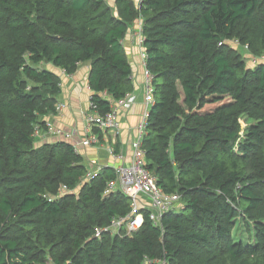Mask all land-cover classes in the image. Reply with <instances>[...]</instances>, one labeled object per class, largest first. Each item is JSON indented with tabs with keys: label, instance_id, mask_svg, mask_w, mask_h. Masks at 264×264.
Returning <instances> with one entry per match:
<instances>
[{
	"label": "trees",
	"instance_id": "trees-1",
	"mask_svg": "<svg viewBox=\"0 0 264 264\" xmlns=\"http://www.w3.org/2000/svg\"><path fill=\"white\" fill-rule=\"evenodd\" d=\"M140 19L155 89L142 148L181 206L160 226L141 210L132 236L96 237L133 211L105 194L115 170L49 201L88 167L73 145L33 135L62 94L48 65L72 76L90 63L102 115L134 93L124 40ZM244 47L264 57V0H0V264H264V63L247 66ZM241 219L252 242L235 240Z\"/></svg>",
	"mask_w": 264,
	"mask_h": 264
},
{
	"label": "built area",
	"instance_id": "built-area-1",
	"mask_svg": "<svg viewBox=\"0 0 264 264\" xmlns=\"http://www.w3.org/2000/svg\"><path fill=\"white\" fill-rule=\"evenodd\" d=\"M138 1V5L141 0ZM141 20V19H140ZM142 22V20H141ZM141 43L143 44V22L139 31ZM248 49V47H245ZM142 60L144 64V103L145 112L141 118L140 124L136 128L137 137L132 143V155L128 156L125 153H119L115 148H108L110 157L118 161L119 165H114L112 168L116 173V180L109 182L106 195L112 192L120 191L125 196L130 198L133 202L132 213L118 220H115L108 228L98 230L96 237L102 236L106 232L113 234H120L122 227L126 228V235L132 236L138 232L143 224V216L138 215L141 210H146L150 213L151 220L155 225L160 226L163 216L171 211H178L181 206L182 197L179 194L168 195L164 193L157 185L156 176L147 168L145 151L142 148L143 137L146 133L147 120L150 110L154 104L153 76L147 69V56L145 49L142 52ZM137 102L135 93L128 95L125 99L115 102L111 101V110L107 114H100L97 110L96 104L92 101V96L89 99V112L85 118V132L86 138L73 145L76 153L80 152V148H90L99 143V136L95 131L113 133L118 136L121 133L122 127L119 116L122 111L130 110ZM64 108L63 104H57L56 114H60ZM45 127L36 126L34 131L35 146L36 142L46 139L51 135L53 130L52 123L45 122ZM72 133L67 137H73ZM41 144V143H39ZM128 157L130 159L128 160ZM103 169L98 162L92 161L89 163L88 172L82 183L77 189H80L82 184L91 181ZM77 189L71 191L67 186H62L56 195L48 196L49 201L59 200L64 195L70 193H77ZM144 264H165V261L146 259Z\"/></svg>",
	"mask_w": 264,
	"mask_h": 264
},
{
	"label": "crops",
	"instance_id": "crops-1",
	"mask_svg": "<svg viewBox=\"0 0 264 264\" xmlns=\"http://www.w3.org/2000/svg\"><path fill=\"white\" fill-rule=\"evenodd\" d=\"M114 5L115 0H108ZM141 20L133 24L124 40V48L131 62L133 69V81L136 104L128 111H122L119 116L121 122V133L116 136L113 133L99 132V143L90 148H80L78 153L83 158V163L89 167L92 161L98 162L103 167H113L120 163L110 157L108 148L119 147L116 151L132 155V143L137 137L136 128L140 124L141 118L145 112L144 103V64L142 60L143 44L139 31L141 29ZM49 70L60 77L62 94L58 98V103L63 104L64 108L60 114L46 116L41 119L42 122L52 123L53 130L46 139L36 142V147L42 144H52L56 142H66L71 145H77L86 138L85 118L89 112V99L93 95L89 86V76L91 64H81L76 74L69 76L64 71L48 65ZM74 133L73 137H67ZM41 143V144H39ZM130 157H128V160Z\"/></svg>",
	"mask_w": 264,
	"mask_h": 264
},
{
	"label": "rangeland",
	"instance_id": "rangeland-1",
	"mask_svg": "<svg viewBox=\"0 0 264 264\" xmlns=\"http://www.w3.org/2000/svg\"><path fill=\"white\" fill-rule=\"evenodd\" d=\"M111 3V6H114ZM233 47L235 49L239 48V45L232 43ZM242 52V55L244 56V58L246 59V65L249 67H255L256 64L258 63H264V57L263 58H259V59H255L248 51V49L241 48L239 49ZM253 121L248 120L246 117H243L240 121L241 127H242V134H244V131L251 125L253 124ZM80 189H77V192H79ZM251 225V232L253 230V224ZM233 235L235 237V240H241L244 241L246 243L252 242L255 239V235L254 232L251 234L247 228H246V223L244 220H239L236 226V229L233 232Z\"/></svg>",
	"mask_w": 264,
	"mask_h": 264
},
{
	"label": "water",
	"instance_id": "water-1",
	"mask_svg": "<svg viewBox=\"0 0 264 264\" xmlns=\"http://www.w3.org/2000/svg\"><path fill=\"white\" fill-rule=\"evenodd\" d=\"M43 145V144H42ZM41 146V145H40Z\"/></svg>",
	"mask_w": 264,
	"mask_h": 264
}]
</instances>
